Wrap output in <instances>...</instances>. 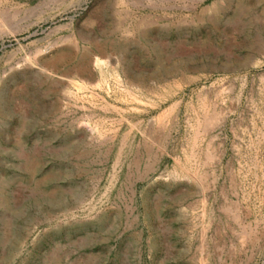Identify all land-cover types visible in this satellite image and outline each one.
<instances>
[{"label":"rangeland","instance_id":"374dc122","mask_svg":"<svg viewBox=\"0 0 264 264\" xmlns=\"http://www.w3.org/2000/svg\"><path fill=\"white\" fill-rule=\"evenodd\" d=\"M0 264H264V0H0Z\"/></svg>","mask_w":264,"mask_h":264},{"label":"bare ground","instance_id":"6f19581e","mask_svg":"<svg viewBox=\"0 0 264 264\" xmlns=\"http://www.w3.org/2000/svg\"><path fill=\"white\" fill-rule=\"evenodd\" d=\"M200 18V17H199ZM204 99V98H203ZM213 104V103H212ZM211 102H209L207 99L204 101L205 108L212 106ZM204 108V107H203ZM210 108V107H209ZM169 110V109H167ZM172 110V109H171ZM207 110V109H206ZM212 140V139H211ZM210 144V143H209ZM187 146V145H186ZM191 158V157H190ZM206 183V182H205ZM206 256V255H205Z\"/></svg>","mask_w":264,"mask_h":264}]
</instances>
